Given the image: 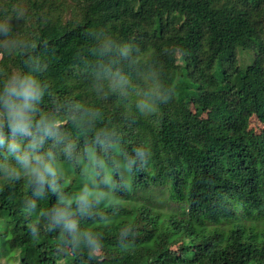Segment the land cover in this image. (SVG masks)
Here are the masks:
<instances>
[{"label":"trees","instance_id":"obj_1","mask_svg":"<svg viewBox=\"0 0 264 264\" xmlns=\"http://www.w3.org/2000/svg\"><path fill=\"white\" fill-rule=\"evenodd\" d=\"M253 117L264 0H0V264H264Z\"/></svg>","mask_w":264,"mask_h":264},{"label":"clouds","instance_id":"obj_2","mask_svg":"<svg viewBox=\"0 0 264 264\" xmlns=\"http://www.w3.org/2000/svg\"><path fill=\"white\" fill-rule=\"evenodd\" d=\"M11 96H21L24 98V106H27L28 101L34 96L35 90L31 84V82L27 80H22L18 82H14L13 85L8 89ZM9 107L13 109V116L15 117V126L20 128L21 130L27 127L26 116L22 111V107L16 106L9 102ZM237 196H234L230 199L236 200ZM237 202H234L232 205H235ZM240 217V215H239ZM241 220H248V218H242Z\"/></svg>","mask_w":264,"mask_h":264},{"label":"rangeland","instance_id":"obj_3","mask_svg":"<svg viewBox=\"0 0 264 264\" xmlns=\"http://www.w3.org/2000/svg\"><path fill=\"white\" fill-rule=\"evenodd\" d=\"M172 54L176 57V59L179 58L180 54L178 51L176 50H172ZM246 131L248 133H251L255 136H258L261 134L262 131H264V124L258 120L257 118L253 117L250 119L247 127H246ZM97 253L102 256L104 259H108L112 256V252L105 250L104 248H99L97 250Z\"/></svg>","mask_w":264,"mask_h":264}]
</instances>
